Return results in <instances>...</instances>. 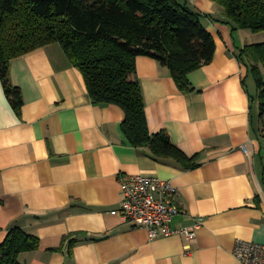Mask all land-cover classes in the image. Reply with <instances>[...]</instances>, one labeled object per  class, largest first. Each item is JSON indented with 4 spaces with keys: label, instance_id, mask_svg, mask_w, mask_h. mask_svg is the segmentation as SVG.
<instances>
[{
    "label": "crops",
    "instance_id": "0c3cea01",
    "mask_svg": "<svg viewBox=\"0 0 264 264\" xmlns=\"http://www.w3.org/2000/svg\"><path fill=\"white\" fill-rule=\"evenodd\" d=\"M175 1L204 16L212 62L188 74V92L148 57L136 58L135 77L149 132H166L197 158L194 169L133 148L121 130L123 110L92 103L59 44L10 63L23 105L17 116L0 82V244L13 228L38 238L21 264H241L238 241L264 247V142L239 59L244 47L264 42V32H232L212 0ZM138 174L172 184L171 227L197 225L193 241L151 239L110 215L120 205L119 177Z\"/></svg>",
    "mask_w": 264,
    "mask_h": 264
},
{
    "label": "trees",
    "instance_id": "16d2710c",
    "mask_svg": "<svg viewBox=\"0 0 264 264\" xmlns=\"http://www.w3.org/2000/svg\"><path fill=\"white\" fill-rule=\"evenodd\" d=\"M231 31L264 32V0H212ZM204 16L175 0H0V82L17 116L23 100L11 84L9 66L50 44H59L82 75L95 105H115L124 112L121 130L135 149L149 150L183 169L198 166L166 132L147 126L135 60L148 57L166 67L181 92L193 91L187 76L212 62L215 42L201 23ZM239 59L253 81L251 104L264 122V42L244 47ZM260 132V131H259ZM264 138V133H260ZM70 236L63 237L61 243ZM69 242V247L74 245ZM39 248V239L19 228L0 244V264H21L19 256Z\"/></svg>",
    "mask_w": 264,
    "mask_h": 264
},
{
    "label": "built area",
    "instance_id": "2783aa9c",
    "mask_svg": "<svg viewBox=\"0 0 264 264\" xmlns=\"http://www.w3.org/2000/svg\"><path fill=\"white\" fill-rule=\"evenodd\" d=\"M119 182L120 205L110 212L111 216L133 228L147 230L151 239L180 235L189 243L193 241L197 225L180 229L171 227V220L177 214V191L169 181L138 174L121 176ZM233 254L241 264H263L264 247L238 241Z\"/></svg>",
    "mask_w": 264,
    "mask_h": 264
},
{
    "label": "rangeland",
    "instance_id": "374dc122",
    "mask_svg": "<svg viewBox=\"0 0 264 264\" xmlns=\"http://www.w3.org/2000/svg\"><path fill=\"white\" fill-rule=\"evenodd\" d=\"M263 35H264V33H263ZM248 76H249V74H248ZM247 86H248V90L250 91V93L253 94L254 93V85H253V81L250 78V76H249V79L247 81ZM253 116H255V119H257V109H256V106L253 108ZM257 122H258L257 123V126L259 128L258 131H260V133L261 132L264 133V122L263 121H259L258 119H257ZM260 139L264 142V138L263 137L260 138ZM263 153H264V150H263Z\"/></svg>",
    "mask_w": 264,
    "mask_h": 264
}]
</instances>
